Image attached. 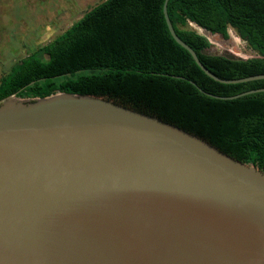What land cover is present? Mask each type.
<instances>
[{
	"label": "water",
	"instance_id": "1",
	"mask_svg": "<svg viewBox=\"0 0 264 264\" xmlns=\"http://www.w3.org/2000/svg\"><path fill=\"white\" fill-rule=\"evenodd\" d=\"M166 1L169 33L205 74L264 78L213 75L176 36ZM190 23L207 40L221 36ZM200 52L244 58L209 42ZM0 264H264V172L102 97L8 95Z\"/></svg>",
	"mask_w": 264,
	"mask_h": 264
},
{
	"label": "trees",
	"instance_id": "2",
	"mask_svg": "<svg viewBox=\"0 0 264 264\" xmlns=\"http://www.w3.org/2000/svg\"><path fill=\"white\" fill-rule=\"evenodd\" d=\"M163 1L93 4L0 75V99L56 92L102 97L173 124L264 172V78L224 83L205 74L169 33ZM166 14L176 36L216 77L264 74V0H167ZM190 21L219 32L224 43L232 28L256 56L202 54L209 40L179 28Z\"/></svg>",
	"mask_w": 264,
	"mask_h": 264
},
{
	"label": "rangeland",
	"instance_id": "3",
	"mask_svg": "<svg viewBox=\"0 0 264 264\" xmlns=\"http://www.w3.org/2000/svg\"><path fill=\"white\" fill-rule=\"evenodd\" d=\"M99 1L0 0V75L13 62L61 33L85 10ZM188 27L198 32L193 25ZM227 31L229 43H224L217 37L208 38L214 50L244 58L256 56V52L232 28L229 27Z\"/></svg>",
	"mask_w": 264,
	"mask_h": 264
}]
</instances>
